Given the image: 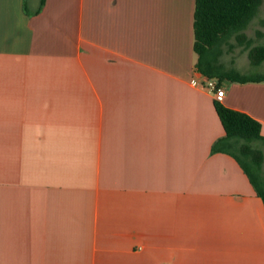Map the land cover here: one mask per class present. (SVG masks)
<instances>
[{"label": "crops", "instance_id": "crops-1", "mask_svg": "<svg viewBox=\"0 0 264 264\" xmlns=\"http://www.w3.org/2000/svg\"><path fill=\"white\" fill-rule=\"evenodd\" d=\"M194 6L0 0V264H264V201L192 84ZM220 86L264 136V82Z\"/></svg>", "mask_w": 264, "mask_h": 264}, {"label": "trees", "instance_id": "trees-1", "mask_svg": "<svg viewBox=\"0 0 264 264\" xmlns=\"http://www.w3.org/2000/svg\"><path fill=\"white\" fill-rule=\"evenodd\" d=\"M262 3L263 0H195L193 49L196 71L206 78L215 79L218 85L224 79L238 83L264 82V73L246 75L235 68H225L220 61L227 50L232 51L236 46H241L248 50L251 65L264 64V45H253L246 34ZM256 34L263 35L261 31H256ZM214 106L224 136L214 143L212 151L219 147L229 148L228 152L234 155L264 201L261 177L264 152L259 147L264 144L262 124L247 113L228 108L221 102L215 101Z\"/></svg>", "mask_w": 264, "mask_h": 264}, {"label": "rangeland", "instance_id": "rangeland-1", "mask_svg": "<svg viewBox=\"0 0 264 264\" xmlns=\"http://www.w3.org/2000/svg\"><path fill=\"white\" fill-rule=\"evenodd\" d=\"M263 4H264V0H263ZM256 31H261L263 35L258 36L256 34ZM246 34L252 40L253 45H264V8L261 10L259 18L253 20V23H251L249 28L246 30ZM231 42L235 43L234 40H231ZM220 61L225 66V68L227 69L235 68L241 73L246 75H259L264 73V64L260 66L251 65L248 59V50L244 49L241 46H236L232 51L227 50L221 57ZM259 147L264 152V145L262 144ZM263 175H264V162H263ZM258 184L261 185L259 181ZM262 184H264V182Z\"/></svg>", "mask_w": 264, "mask_h": 264}, {"label": "built area", "instance_id": "built-area-1", "mask_svg": "<svg viewBox=\"0 0 264 264\" xmlns=\"http://www.w3.org/2000/svg\"><path fill=\"white\" fill-rule=\"evenodd\" d=\"M192 84L196 87H202L208 90L210 93H213L216 101L221 102L224 98V88L218 85V82L215 79H210L204 77L202 81H193Z\"/></svg>", "mask_w": 264, "mask_h": 264}]
</instances>
